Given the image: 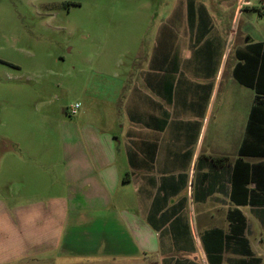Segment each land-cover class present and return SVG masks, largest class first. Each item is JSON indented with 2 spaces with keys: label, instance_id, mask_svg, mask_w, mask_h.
Wrapping results in <instances>:
<instances>
[{
  "label": "crops",
  "instance_id": "obj_1",
  "mask_svg": "<svg viewBox=\"0 0 264 264\" xmlns=\"http://www.w3.org/2000/svg\"><path fill=\"white\" fill-rule=\"evenodd\" d=\"M243 3L183 0L127 64L93 65L61 153L0 187V264H264V42L237 33Z\"/></svg>",
  "mask_w": 264,
  "mask_h": 264
},
{
  "label": "rangeland",
  "instance_id": "obj_2",
  "mask_svg": "<svg viewBox=\"0 0 264 264\" xmlns=\"http://www.w3.org/2000/svg\"><path fill=\"white\" fill-rule=\"evenodd\" d=\"M250 1L241 6L237 33L264 42V0ZM181 2L0 0V187L31 165H39L41 179L47 158L61 153L65 120L76 116L68 111H82L93 65L127 64L144 31L152 38L168 13H185Z\"/></svg>",
  "mask_w": 264,
  "mask_h": 264
},
{
  "label": "trees",
  "instance_id": "obj_3",
  "mask_svg": "<svg viewBox=\"0 0 264 264\" xmlns=\"http://www.w3.org/2000/svg\"><path fill=\"white\" fill-rule=\"evenodd\" d=\"M260 9V8H259ZM259 80V79H258ZM261 90V88H259V85H258V83L256 84V91L258 92V90ZM262 90H264V88L262 89ZM258 93H260V92H258ZM260 94H264V93H260ZM257 104L258 105H264V98H257ZM226 159H224V161H225ZM223 160H221V159H216L215 160V163L216 164H220V163H222V162H224Z\"/></svg>",
  "mask_w": 264,
  "mask_h": 264
},
{
  "label": "built area",
  "instance_id": "obj_4",
  "mask_svg": "<svg viewBox=\"0 0 264 264\" xmlns=\"http://www.w3.org/2000/svg\"><path fill=\"white\" fill-rule=\"evenodd\" d=\"M78 109H79V105L73 106L72 109L70 110L71 114L72 115L76 114Z\"/></svg>",
  "mask_w": 264,
  "mask_h": 264
}]
</instances>
